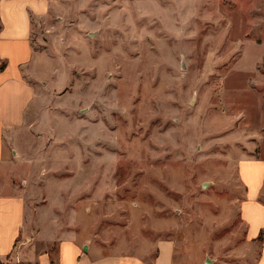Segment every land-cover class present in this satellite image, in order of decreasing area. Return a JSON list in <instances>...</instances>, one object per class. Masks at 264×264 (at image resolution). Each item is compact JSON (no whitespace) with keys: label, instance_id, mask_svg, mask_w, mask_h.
I'll use <instances>...</instances> for the list:
<instances>
[{"label":"rangeland","instance_id":"1","mask_svg":"<svg viewBox=\"0 0 264 264\" xmlns=\"http://www.w3.org/2000/svg\"><path fill=\"white\" fill-rule=\"evenodd\" d=\"M41 2L2 174L39 245L264 264V0Z\"/></svg>","mask_w":264,"mask_h":264},{"label":"crops","instance_id":"2","mask_svg":"<svg viewBox=\"0 0 264 264\" xmlns=\"http://www.w3.org/2000/svg\"><path fill=\"white\" fill-rule=\"evenodd\" d=\"M41 1L0 0V258L23 264H147L96 255L90 245L71 238H59L55 249L39 245L49 237L26 229L25 200L12 183L2 180L18 154L15 135L34 94L23 70L32 60L31 16L42 12ZM172 254L173 246L164 241L152 264H172Z\"/></svg>","mask_w":264,"mask_h":264},{"label":"trees","instance_id":"3","mask_svg":"<svg viewBox=\"0 0 264 264\" xmlns=\"http://www.w3.org/2000/svg\"><path fill=\"white\" fill-rule=\"evenodd\" d=\"M0 264H4V263L0 260Z\"/></svg>","mask_w":264,"mask_h":264}]
</instances>
